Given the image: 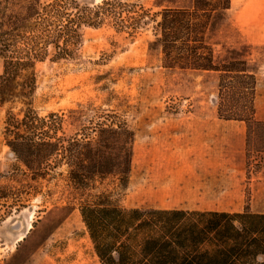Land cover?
<instances>
[{"label":"trees","instance_id":"obj_1","mask_svg":"<svg viewBox=\"0 0 264 264\" xmlns=\"http://www.w3.org/2000/svg\"><path fill=\"white\" fill-rule=\"evenodd\" d=\"M231 4L192 0L189 6H166L153 14L140 6L128 16L129 27L135 30L152 19L153 42L164 67L219 73V115L246 122L247 157L256 154L258 164L264 157V120L256 117V74L246 58L218 60L208 38L216 18ZM126 6L123 0L93 6L78 0H25L21 11L0 18V107L25 104L21 114L12 106L6 110V144L34 180L66 165L72 197L109 175H118L126 189L135 130L117 112L107 111L94 125L65 134L63 114L40 115L31 105L35 64L46 58L50 46L56 58L71 56L82 24L99 25L111 17L124 27ZM3 193L0 204L10 197ZM79 210L100 264H264V211L248 206L236 212L128 208L100 193L81 200Z\"/></svg>","mask_w":264,"mask_h":264},{"label":"rangeland","instance_id":"obj_2","mask_svg":"<svg viewBox=\"0 0 264 264\" xmlns=\"http://www.w3.org/2000/svg\"><path fill=\"white\" fill-rule=\"evenodd\" d=\"M78 1L91 6L102 2ZM123 2L127 4L124 27L111 17L99 25L82 24L81 39L71 56L56 58L50 46L46 58L35 64L37 87L31 105L40 115L63 114L62 132L67 135L94 125L107 111L117 112L120 120L132 126L146 117L139 113L148 108L166 107L175 112L217 107V71L164 67L160 48L153 42L152 19L147 18L135 30L129 27L132 19L128 16H135L133 10L140 6L153 14L166 6H189L192 0ZM24 3L0 0V18L21 11ZM247 31L252 33H244ZM208 38L218 60H248L257 77L256 117L264 120V0H233L230 9L216 18ZM9 106L21 114L25 104L15 101L0 107V190L10 195L0 204V264H63L60 254L73 239L84 244L89 264H100L79 205L81 200L100 193L110 195L112 200L122 199L126 191L118 175L96 181L77 197L69 194L66 165L57 167L46 178L32 179L5 141ZM256 158L255 154L249 160L246 151L244 204L253 211H264V157L258 164Z\"/></svg>","mask_w":264,"mask_h":264},{"label":"crops","instance_id":"obj_3","mask_svg":"<svg viewBox=\"0 0 264 264\" xmlns=\"http://www.w3.org/2000/svg\"><path fill=\"white\" fill-rule=\"evenodd\" d=\"M144 111L139 114L146 117L132 125V168L126 194L118 200L123 206L228 212L245 209L244 120L221 117L218 107Z\"/></svg>","mask_w":264,"mask_h":264},{"label":"bare ground","instance_id":"obj_4","mask_svg":"<svg viewBox=\"0 0 264 264\" xmlns=\"http://www.w3.org/2000/svg\"><path fill=\"white\" fill-rule=\"evenodd\" d=\"M73 221H75V219L74 220L72 219L71 222L73 223ZM30 227H32V225H30ZM22 238L23 237L21 236L19 240H21ZM66 245H68V249L60 254L63 264H89L90 260L88 255L86 254V248L83 246L84 244L81 241H74L73 239V242L71 241L69 244L67 243ZM58 252L59 251H57L56 253ZM59 261L61 260L59 259Z\"/></svg>","mask_w":264,"mask_h":264}]
</instances>
